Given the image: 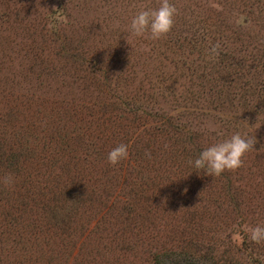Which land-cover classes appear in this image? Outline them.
<instances>
[{
	"label": "rangeland",
	"instance_id": "1",
	"mask_svg": "<svg viewBox=\"0 0 264 264\" xmlns=\"http://www.w3.org/2000/svg\"><path fill=\"white\" fill-rule=\"evenodd\" d=\"M171 2L177 8L174 26L167 36L160 40H152L148 36L143 38L132 36L129 25L137 12L144 8H157L160 0H0V155L9 157L10 149L15 146L17 158L22 156L26 158V165L21 171L15 162H11L12 167L7 174L14 177L12 186L0 183V189L4 188L0 191V197L5 201L0 203L1 217L8 211L14 213L8 206L13 207L12 203L17 197L21 202L22 199L19 197L22 194L27 195L22 203L30 204V199L38 200V197L33 195H38L43 188L44 180H48L47 175L51 181L47 182V185L58 192L57 147L60 140L53 139L55 135L51 137L43 129L58 128V119L62 118L66 121H77V115L89 117L90 114L89 120H94L95 115L98 117L96 113L98 107L92 110L93 108L89 106L106 101L100 97L96 86H92L90 78L83 72L82 64L75 58L80 60L84 58L83 61L98 60L114 79L119 77L117 80L121 90L113 94L114 97L134 95L136 92L147 110L178 115L179 121H184L185 125L202 132L205 138L209 137L210 142L216 143L236 131L247 135L253 134L257 143L254 145V151L245 155L241 168L244 172L246 169H252L257 176L258 185L254 183L255 187L250 190L251 197L249 196L250 201H254V207L264 202V124L261 126L250 124L255 121V117L240 111L219 112L207 104H193L195 108L190 107L186 111L178 109L181 106H188L179 99L181 96H185L187 91L198 92V88L190 84L186 75H183L185 71L178 64L181 60L190 61L196 58L195 54H190L193 49L188 44L190 36L186 30L187 22L195 17H199L200 20L209 19V22L218 26L217 29L225 28L228 34L231 30L236 31L244 27V16L238 11L234 0H171ZM248 33L253 36L254 47L264 48V31L251 24ZM229 49L234 51L236 48L230 45ZM178 53H185L186 60L176 57ZM224 71L228 75L229 70ZM58 107L67 110L68 113H58ZM48 108L53 110L48 111ZM71 108H74L76 113H72ZM109 108L113 106L110 104ZM46 113L50 116V121ZM186 113H193L191 116L193 118L184 119ZM102 114L106 115L104 117L106 119L109 113ZM29 118L33 119L30 121ZM259 119L264 120V116ZM35 122L36 129L33 126ZM73 125L79 126L78 123ZM44 144L57 149L55 158L49 156L50 165L45 164L47 160L45 163L40 160L41 157L47 156L45 154L47 150L42 151ZM33 148H36L35 154L32 153ZM69 154H72L70 158L75 157L73 162L69 161L63 165V176H67L68 166L75 173L82 170L85 177L92 176L95 173L88 165L92 164L93 167L101 163L95 157L86 158V161L76 152ZM75 162L79 165H73ZM35 166L39 168L35 169ZM48 166L50 170H47ZM1 171L0 168V174ZM45 172L47 175L42 177ZM33 174H38L40 179H35ZM4 175L1 174L0 179ZM110 177H113L111 172L101 178L103 185L97 190L98 195L107 197L115 191L114 180H107ZM29 183L33 189L28 191V187L31 186ZM73 187L75 189L68 194L82 193L78 184ZM8 190L13 194L5 196ZM67 198L64 199L62 196L64 200L60 204L66 202ZM82 199L83 197H80L79 201ZM55 200L51 202L50 207L58 208V194ZM67 205V212H72L71 218L61 212H56L55 215L53 212L54 216L48 212L40 218L33 215L26 220V228L22 225L23 216L19 218L14 226L30 235L21 240H30L35 225L46 223H49L52 232L56 233L61 229L67 235L70 229H74L77 237L81 235L87 222L96 223L100 218L101 213L95 210V207L93 210L90 209L87 203ZM19 207V203L15 201L14 208L20 209ZM80 208L82 226L75 223L79 218L76 213ZM243 210L246 211L244 208ZM243 218L249 229L255 226L264 227V203L261 211L253 209L251 214H244ZM15 219L12 217L10 221ZM139 221L143 224L137 237H135L137 232L133 231L131 234L130 228H133L138 220H135L133 225L130 223L129 228L101 224L96 234L81 239V249L75 264H147V252L160 247L169 248L170 245L174 247L178 241L199 234L189 229L181 233L177 226L163 229L157 219L153 220L152 215H141ZM232 222L233 220L225 223ZM103 227L111 230L103 232L104 230L101 231ZM115 233L118 236L125 233L124 241L123 238L121 240L115 238ZM202 237L205 238V235ZM233 239L240 240L238 236H233ZM75 245L79 244L75 242ZM263 245L264 243L260 244ZM4 248L0 253V264H45L47 259L54 257L57 263L58 259L64 261L68 259V256L61 254L59 250L57 254L49 252L29 256L24 254L17 242L14 246ZM141 248L148 251L145 253ZM76 253L77 248L73 256Z\"/></svg>",
	"mask_w": 264,
	"mask_h": 264
},
{
	"label": "trees",
	"instance_id": "2",
	"mask_svg": "<svg viewBox=\"0 0 264 264\" xmlns=\"http://www.w3.org/2000/svg\"><path fill=\"white\" fill-rule=\"evenodd\" d=\"M234 1L238 11L244 16V27L240 30H231L226 34L228 31L225 28L217 29L218 26L209 22V19L200 20L199 17L187 22L186 30L190 36L188 44L193 49L190 54H195L196 58L187 61L184 57L185 53H178L176 57L186 60H181L178 64L185 71L183 75H186L192 86L198 88V92L187 91L185 96H181L179 99L188 106H181L178 109L186 111L190 107L195 108L193 104H207L219 112L231 110L246 113L256 118L250 124L261 126L264 124V120L259 119L264 116V48L257 49L252 45L253 36L248 31L251 24L264 31V0ZM217 42L221 45L220 54L210 59L208 49ZM230 45L236 49L230 51ZM75 59L80 61L84 68L83 72L90 78L92 86H96L100 97L105 98L106 101L89 106L93 108L92 110L98 107L96 112L98 117L95 115L97 119L90 121V114L89 117L77 115V121H66L62 118L58 119V128L43 129L49 136L55 135L51 136L53 139L60 140L57 147L58 192L47 185V182L51 181L45 172L42 177L47 175L48 180H44L45 184L38 195H33L37 196L38 200L30 199V204L22 203L27 196L23 195L22 191L20 194L23 197L22 195L19 197L22 199L21 202L17 200L18 197L13 198L14 206L8 207L14 213L8 211L4 213L5 216H0V253L4 246L6 248L10 245L14 246L17 242V245H21L24 254L29 256L49 252L57 254L58 250L68 256L67 261L58 259L57 263L54 257L47 259L45 264H75L81 249V239L96 234L101 224L129 228L135 220H138L137 224L130 228L131 234L133 231L137 232L135 235L137 237L141 233L143 224L140 223L139 217L147 214L152 215L153 220L157 219L163 229L177 226L176 228L181 229V233L185 229L199 232L192 236L193 238L189 236L178 241L174 247L171 245L169 248L160 247L151 252L141 248L148 253L147 264H264V245H257L250 240V229L243 218L244 214H251L253 209L261 211L264 203L254 207V201H250L249 198L250 190L255 187L254 183L258 185L255 172L252 169H246L244 172L239 168L232 172L226 171L219 177L193 172L187 161L194 159L199 150L214 143L209 141V137L205 138L202 132L185 125L184 121H179L178 115L172 116L159 110L155 112L152 109L147 110L136 92L134 95L114 97L113 94L121 90L117 80L119 77L114 79L98 60ZM224 69L229 70L228 75ZM110 104L113 106L111 109ZM64 108L66 110V107ZM71 109L72 113H76L74 108ZM58 113H68V111L58 107ZM102 113H109L108 117L104 119L106 115ZM186 114L184 119L193 118L191 117L193 113ZM31 119L33 118H29L30 121ZM48 119L50 121L49 115ZM77 123L79 126L73 125ZM35 125L36 122L33 123L34 129H36ZM120 143L129 145V156L114 166L110 165L107 160L108 152ZM165 145L168 147L165 148ZM44 146L42 151L47 150L45 152L47 156L41 157L40 160L45 163L49 156L55 158L57 149L45 144ZM14 148L16 149L15 146L10 149L9 157L0 155L3 175L9 172V168L12 167L11 162H15L20 171L26 165V158H23L24 156L17 158ZM36 152V148H33L32 153ZM72 152L78 153L83 160L92 157L100 160L101 163L97 166L88 165L95 174L85 177L84 171L75 173L68 166L67 176H63V165L74 160L75 156L70 158L72 154L69 153ZM146 153L151 154L150 158ZM45 164L50 165L49 161ZM47 170H50V166ZM109 172L113 177L107 180H114L115 191L107 197H102L101 194L98 195L97 190L103 185L101 178ZM33 175L35 179H40L38 174ZM77 184L82 193L68 194ZM31 188L33 189L32 184L28 187V191ZM2 190L4 188L0 189ZM11 194L13 193L8 190L5 196ZM57 194L58 208L50 207L51 202L56 201ZM62 196L64 199L68 197L64 204H60L64 200ZM80 197H83L81 201H79ZM15 201L19 203L20 209L14 208ZM1 202H5L2 197H0ZM68 203H87L90 209L93 210L95 207V210L101 213L100 218L95 220L96 223L87 222L83 232L77 237L74 229H70L67 235L61 229L56 233L52 232L51 225L46 223L35 225L30 240H21L30 235L14 226L19 218L23 216L22 225L25 228L26 220L33 215L40 218L48 212L52 215L53 212L54 215L56 212H61L71 218L72 212H67ZM76 214L79 218L75 223H80L79 225L82 226L83 222H80L82 209L80 208ZM12 217L17 220L10 221ZM231 220L232 223H225ZM204 226L209 230H201L205 228ZM102 230L107 232L111 228L103 227ZM125 235V233L120 234V237L115 233V238L119 240L123 238L124 241ZM202 235H205V238ZM233 236H238L240 240L233 239ZM75 242L79 245H75ZM76 248L77 253L73 256ZM34 261L37 262L36 259Z\"/></svg>",
	"mask_w": 264,
	"mask_h": 264
},
{
	"label": "clouds",
	"instance_id": "3",
	"mask_svg": "<svg viewBox=\"0 0 264 264\" xmlns=\"http://www.w3.org/2000/svg\"><path fill=\"white\" fill-rule=\"evenodd\" d=\"M177 8L171 0H160L157 8H144L137 12L131 19L129 31L132 36L143 38L148 36L152 40H160L167 36L173 26ZM220 43L213 44L209 49V58H216L220 54ZM257 143L253 134L247 135L236 131L230 136L210 144L198 151L194 159H189L187 164L193 172H203L206 176L219 177L226 171H236L244 163L247 153L254 151ZM168 146L165 145V148ZM150 158L151 154L146 153ZM129 156V145L120 143L112 148L107 155L110 165H116ZM0 183L8 186L14 184V177L6 174ZM249 238L256 244L264 243V227L255 226L249 230Z\"/></svg>",
	"mask_w": 264,
	"mask_h": 264
}]
</instances>
